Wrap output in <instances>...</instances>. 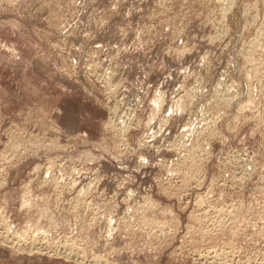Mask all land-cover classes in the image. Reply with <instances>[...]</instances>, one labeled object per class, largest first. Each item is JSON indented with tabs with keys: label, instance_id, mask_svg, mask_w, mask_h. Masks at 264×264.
I'll list each match as a JSON object with an SVG mask.
<instances>
[{
	"label": "rangeland",
	"instance_id": "obj_1",
	"mask_svg": "<svg viewBox=\"0 0 264 264\" xmlns=\"http://www.w3.org/2000/svg\"><path fill=\"white\" fill-rule=\"evenodd\" d=\"M0 219V264H264V0H0Z\"/></svg>",
	"mask_w": 264,
	"mask_h": 264
},
{
	"label": "bare ground",
	"instance_id": "obj_2",
	"mask_svg": "<svg viewBox=\"0 0 264 264\" xmlns=\"http://www.w3.org/2000/svg\"><path fill=\"white\" fill-rule=\"evenodd\" d=\"M0 220H1V219H0ZM2 222H3V221H2ZM9 224H10V223H9ZM10 231H11V228L9 229V228L7 227V228H6V231H5L7 234H5V235H2V234H1V236H2L3 238H6V240L9 239V238L11 237V236L9 237V235H11ZM12 232H14V231H12ZM15 234H16V232H15ZM15 234L13 233V236H14ZM22 234H23V233H22ZM22 234H19V235H20L19 237H23V236H21ZM16 237H17V236H16ZM11 238H12V237H11ZM17 238H18V237H17ZM12 239H13V238H12ZM19 239H20V238H19ZM34 239H35V238H33V240H32L33 243H31V245H29V248H30V249L40 248V247H37L38 245L34 243ZM10 242H11V241H10ZM17 242H18V241H17ZM19 242H20V241H19ZM47 242H48V241H46V243H47ZM14 243H16V242H14ZM28 243H29V242H28ZM28 243H27V244H28ZM36 243H39V242H36ZM16 244H18V243H16ZM20 244H21V243H20ZM50 244H51V243H50ZM14 245H15V244H14ZM24 245H25V244H24ZM16 246H17V245H16ZM19 246H20V245H19ZM26 246H27V245H26ZM50 247H51V249L53 248L52 245H51ZM22 248H24V246H23ZM16 249H17V247H16ZM18 250H20V249H18ZM22 250H23V249H22ZM24 250H25V249H24ZM50 251H51V250H50ZM68 254H69V253H68ZM66 256H67V255H66ZM67 257H68V256H67Z\"/></svg>",
	"mask_w": 264,
	"mask_h": 264
}]
</instances>
